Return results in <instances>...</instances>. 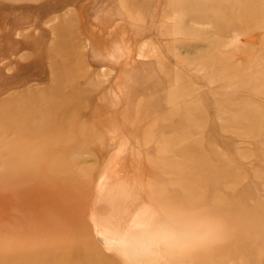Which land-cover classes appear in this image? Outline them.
<instances>
[{
  "label": "rangeland",
  "instance_id": "rangeland-1",
  "mask_svg": "<svg viewBox=\"0 0 264 264\" xmlns=\"http://www.w3.org/2000/svg\"><path fill=\"white\" fill-rule=\"evenodd\" d=\"M0 264H264V0H0Z\"/></svg>",
  "mask_w": 264,
  "mask_h": 264
}]
</instances>
